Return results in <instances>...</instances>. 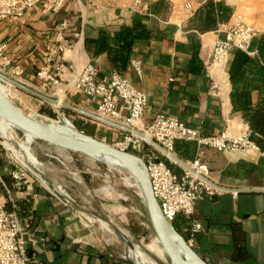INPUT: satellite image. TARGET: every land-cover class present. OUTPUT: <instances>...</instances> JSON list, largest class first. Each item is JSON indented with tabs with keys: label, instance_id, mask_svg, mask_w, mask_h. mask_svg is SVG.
Masks as SVG:
<instances>
[{
	"label": "crops",
	"instance_id": "obj_1",
	"mask_svg": "<svg viewBox=\"0 0 264 264\" xmlns=\"http://www.w3.org/2000/svg\"><path fill=\"white\" fill-rule=\"evenodd\" d=\"M207 0H64L58 11L29 8L23 16L0 22V46L11 58L8 72L32 86L39 85L37 72L54 48L51 71L59 78L50 91L61 100L95 109L97 103L76 89L74 79L89 62L109 75L115 69L108 55L93 57L86 36L99 26L117 27L138 14L153 24L168 27L167 35L152 39L125 71L145 91L148 103L143 121L149 124L159 113L176 116L204 134L227 130L236 136L250 130L242 113L234 108L227 62L213 61L215 44L226 37L223 23L241 18L264 31V0H225L233 6L227 22L204 32L195 28L194 15ZM241 13V16L236 17ZM192 35L200 41V72L189 69ZM66 43L63 50L60 43ZM1 57L0 63H2ZM139 61L140 70L134 64ZM14 72V71H13ZM81 115V114H80ZM111 128V126H110ZM114 132V131H113ZM115 133V132H114ZM0 155V205L11 202L26 220L34 241L29 254L45 264H131L106 230H98L79 218L61 197L34 179L22 182L14 177L15 166ZM196 157L209 166V177L225 186L264 187V153L257 150H217L203 146ZM26 207V208H23ZM21 214V213H20ZM194 219L202 224L192 245L209 264H264V192L224 190L198 202ZM190 228L191 221L189 220ZM107 230L108 227L104 226ZM192 237V232H191ZM190 237V238H191ZM127 241V240H126ZM128 242V241H127ZM129 243V242H128ZM121 246V245H120Z\"/></svg>",
	"mask_w": 264,
	"mask_h": 264
},
{
	"label": "built area",
	"instance_id": "obj_2",
	"mask_svg": "<svg viewBox=\"0 0 264 264\" xmlns=\"http://www.w3.org/2000/svg\"><path fill=\"white\" fill-rule=\"evenodd\" d=\"M63 3L64 0H0V22L6 18L23 16L29 8L37 4L42 5L43 12L51 10L55 12ZM221 30L225 31L226 37L215 44L212 52L213 61L221 63L228 62L229 50L234 46L248 50L259 32L241 18L231 23H223ZM3 47L0 46V55H3ZM65 47L64 42L58 45L59 50ZM53 50L54 48H50V53L44 57L37 72L39 86L45 90H50L52 83L59 82L58 76L51 71ZM11 64V58L3 55L0 70L6 71ZM134 64L140 70L139 61L134 60ZM12 73L15 74V70H12ZM74 86L96 101L95 112L144 131L145 135L172 152L176 153L175 141L187 140L195 142L198 151L201 147L207 146L222 151L257 150L264 153L251 139V130L236 136L229 134L227 130L217 134H204L200 128L189 126L180 118L165 113L157 114L151 123L145 124L143 114L148 103L147 94L117 70L109 75H100L99 68L89 62L76 75ZM123 134L122 140L116 146L128 151L140 149L162 212L170 221L180 213L191 221L192 237L188 241L192 244L194 234L202 229V224L194 219L198 202L206 196H214L224 191L202 177V175L209 177V166L199 157H195L187 162L197 172L179 164L182 169L176 171L168 164L167 159L173 163L175 161L148 143L144 136L126 131ZM145 144L155 148V151L144 150ZM14 177L22 182L26 181L21 180L22 175L18 170L14 171ZM33 241V234L19 211L0 205V264H45L42 260L31 259L29 248Z\"/></svg>",
	"mask_w": 264,
	"mask_h": 264
},
{
	"label": "rangeland",
	"instance_id": "obj_3",
	"mask_svg": "<svg viewBox=\"0 0 264 264\" xmlns=\"http://www.w3.org/2000/svg\"><path fill=\"white\" fill-rule=\"evenodd\" d=\"M238 16L244 18L241 13L236 17ZM1 57L3 55H0V60ZM6 71L3 72L15 75L10 74L9 69ZM0 86L14 104L33 119L56 125L66 124L77 131L80 130L74 119L91 120L96 124V134L93 137L113 145H117L124 136V131L116 127L110 128L108 124L74 111L66 112L60 105L42 100L2 79ZM32 87L51 96L61 97L38 84ZM41 107L50 108L55 115L41 112ZM90 110L95 111L93 108ZM33 136L31 138L27 131L0 116V143L7 160L22 175L21 180L34 179L44 188L57 193L79 218L100 231L106 230L107 235L103 236L109 237L116 244V250L119 246L123 257L132 264H171L151 225L142 188L130 171L123 166L111 165L92 155ZM129 151L144 161L140 149ZM29 152H33L37 164L29 159ZM97 155L116 164L101 151ZM101 220L108 223V230ZM125 237L129 239V243Z\"/></svg>",
	"mask_w": 264,
	"mask_h": 264
},
{
	"label": "trees",
	"instance_id": "obj_4",
	"mask_svg": "<svg viewBox=\"0 0 264 264\" xmlns=\"http://www.w3.org/2000/svg\"><path fill=\"white\" fill-rule=\"evenodd\" d=\"M232 12L233 6L225 0H207L194 15L195 28L201 32L216 29L230 19ZM148 18L138 14L130 22L117 27L99 26L95 35L86 36V47L93 57L106 53L114 69L124 74L132 66V60L147 48L152 39H161L167 35V26L153 24ZM199 49L200 41L197 35H192L189 69L196 73L203 68ZM227 70L232 84L231 99L234 108L242 113L250 126L251 139L264 152V31L258 32L248 50L236 46L229 50ZM64 111L72 110L64 108ZM41 112L55 115L50 108L41 107ZM74 123L80 131L96 134V124L91 120L76 118ZM143 149L155 151L148 144ZM4 151L0 143V153ZM175 151L184 160H192L196 157L197 145L192 141L177 140ZM167 161L174 170L181 171V166L168 159ZM2 163L4 158L0 155V164ZM6 206L17 209L11 202ZM20 213L31 220L27 211ZM172 223L187 240L190 239V223L184 214H178Z\"/></svg>",
	"mask_w": 264,
	"mask_h": 264
},
{
	"label": "water",
	"instance_id": "obj_5",
	"mask_svg": "<svg viewBox=\"0 0 264 264\" xmlns=\"http://www.w3.org/2000/svg\"><path fill=\"white\" fill-rule=\"evenodd\" d=\"M0 79L8 82L9 84L19 87L22 90L42 99L49 103L60 105L62 108L70 109L74 112H77L81 115H85L90 119L95 121H99L105 124H108L112 127H116L122 131L133 132L137 135L144 136L145 139L154 146L157 150L162 152L164 155H167L168 158L175 161V163L186 167L187 169L197 172L195 168H193L187 160L181 158L177 153L172 152L165 148L162 144H160L155 139L151 138L148 135H145L144 131L128 126L122 122L113 120L111 118H107L103 115L98 114L95 111L90 109L83 108L79 105L73 104L68 100L62 99L58 97L51 96L43 91H40L23 81L15 78L12 75H9L2 70H0ZM0 116L6 119L16 118L18 119L24 126L34 131L38 137L56 143L65 148L83 152L86 154H90L92 151H101L109 154L112 157L117 158L118 160L124 162L122 165L128 171H130L138 180L143 195L146 200L147 209L150 217V222L155 231L159 242L161 243L164 251L170 259L171 264H209L194 248V246L174 227L172 221L168 220L164 213L162 212L160 203L157 197L154 194L151 185V179L146 168L145 161L142 158L136 156L133 152L124 150L116 145L110 144L108 142L99 140L93 135H89L82 131H77L82 136H88L91 138L93 142H83L80 140L68 138L61 134H56L54 132H50L40 125H38L33 118L26 115L23 111H21L14 102L9 98L5 91L0 90ZM135 159H138L140 163L136 162ZM208 182L213 184L214 186L221 188L223 190L241 192V191H263L264 187H233V186H225L218 182H215L209 177L202 175ZM174 233V236H178L174 238L171 235ZM126 238V237H125ZM129 242V239L126 238ZM140 264V262H137Z\"/></svg>",
	"mask_w": 264,
	"mask_h": 264
},
{
	"label": "bare ground",
	"instance_id": "obj_6",
	"mask_svg": "<svg viewBox=\"0 0 264 264\" xmlns=\"http://www.w3.org/2000/svg\"><path fill=\"white\" fill-rule=\"evenodd\" d=\"M0 90L4 91V88H3L2 86H0ZM60 100H61V99H60ZM2 118H3V117H2ZM3 119L8 120V121H10L12 124H14V125L20 127L21 129L27 131L28 135H29L31 138L34 137L33 135H35L36 137H38L37 134H36L34 131H32V130H30L29 128H27L26 126H24V125H23L18 119H16V118H12V119H6V118H3ZM34 120H35V122H36L38 125H40L41 127H43L44 129H46V130H48V131H50V132H54V133H56V134H61V135L66 136V137H68V138H72V139L80 140V141H83V142H93V141L91 140V138H89L88 136H82V135H80L75 129L69 127V126L66 125V124H64V125H58V124H57V125H56V124H54V123L42 122V121H39L38 119H34ZM7 144H8V143H7ZM8 145L11 147V144H8ZM12 147H13V146H12ZM26 147H27V146H26ZM30 150H31V149H30ZM99 152H100V151H92L89 155H92V156L96 157L97 159L103 160V161H105V162H107V163H109V164H111V165H115V166H118V167L124 165V162L118 160V159L115 158V157L110 156V155L107 154V153H105V154L108 155V156H110V157L112 158V161L116 162V164H114L113 162H110V161H108L107 159H104V158H102V157H98L97 154H98ZM29 153H30V154H29V159H30L32 162L36 163V162H37V159H36L35 155L33 154V152H29ZM103 153H104V152H103ZM135 160H136V162L140 163L138 159H135ZM36 164H37V163H36ZM91 219L94 220L93 217H91ZM101 221H102V223L104 224V226H106V227L109 228V225H108V223H107L105 220H101ZM171 235L174 236V233H171ZM174 238H177V239H178V236H174ZM157 240H158V238H157ZM135 250H138V248H136ZM130 252H131V250H130ZM132 253H133V252H132Z\"/></svg>",
	"mask_w": 264,
	"mask_h": 264
}]
</instances>
